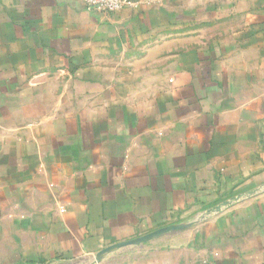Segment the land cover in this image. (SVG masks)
<instances>
[{
    "label": "crops",
    "instance_id": "0c3cea01",
    "mask_svg": "<svg viewBox=\"0 0 264 264\" xmlns=\"http://www.w3.org/2000/svg\"><path fill=\"white\" fill-rule=\"evenodd\" d=\"M132 1L0 0V264H264V0Z\"/></svg>",
    "mask_w": 264,
    "mask_h": 264
},
{
    "label": "water",
    "instance_id": "95a60500",
    "mask_svg": "<svg viewBox=\"0 0 264 264\" xmlns=\"http://www.w3.org/2000/svg\"><path fill=\"white\" fill-rule=\"evenodd\" d=\"M229 203H226L224 204L225 206L228 205ZM220 208H216V211H219ZM192 224H189V225H175V226H169V227H166V228H163V229H160L156 232H153L151 234H148L146 236H143V237H140V238H137L135 240H131V241H128V242H123V243H120V244H116L106 250H104L103 252H101L97 258H96V261L99 262L101 261V259L104 257V255L114 251V250H118V249H122V248H127V247H131V246H138V245H142V244H145V243H148L156 238H159V237H162L166 234H169L171 232H174V231H179V230H183V229H186L188 228L189 226H191Z\"/></svg>",
    "mask_w": 264,
    "mask_h": 264
},
{
    "label": "built area",
    "instance_id": "2783aa9c",
    "mask_svg": "<svg viewBox=\"0 0 264 264\" xmlns=\"http://www.w3.org/2000/svg\"><path fill=\"white\" fill-rule=\"evenodd\" d=\"M85 9L90 13L114 14L127 6L133 5L132 0H84Z\"/></svg>",
    "mask_w": 264,
    "mask_h": 264
},
{
    "label": "rangeland",
    "instance_id": "374dc122",
    "mask_svg": "<svg viewBox=\"0 0 264 264\" xmlns=\"http://www.w3.org/2000/svg\"><path fill=\"white\" fill-rule=\"evenodd\" d=\"M146 244L138 245V247H127L123 250L120 249L112 253V255L104 256L101 261L95 264H135L137 261H140L139 255H141L140 251V253H135V250H144Z\"/></svg>",
    "mask_w": 264,
    "mask_h": 264
}]
</instances>
